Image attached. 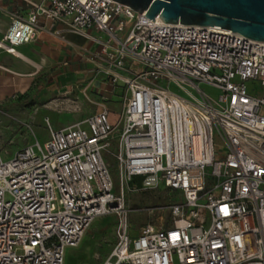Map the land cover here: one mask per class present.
Wrapping results in <instances>:
<instances>
[{
	"label": "built area",
	"instance_id": "1",
	"mask_svg": "<svg viewBox=\"0 0 264 264\" xmlns=\"http://www.w3.org/2000/svg\"><path fill=\"white\" fill-rule=\"evenodd\" d=\"M21 1L0 49L17 55L60 24L97 45L89 59L119 90V110L63 128L45 119L43 143L18 121L32 142L0 154V264H64L66 248L109 214L116 239L100 264H264V42L152 21L115 0ZM160 184L170 218L132 234L124 193Z\"/></svg>",
	"mask_w": 264,
	"mask_h": 264
},
{
	"label": "crops",
	"instance_id": "2",
	"mask_svg": "<svg viewBox=\"0 0 264 264\" xmlns=\"http://www.w3.org/2000/svg\"><path fill=\"white\" fill-rule=\"evenodd\" d=\"M26 10L21 0L0 2V38L12 13ZM56 28H61L59 35L54 34ZM96 48L93 42L53 24L17 46V55L0 49L4 67L0 69V106L12 110L19 116L17 121L32 129L41 126L39 118L44 127L46 119L53 128H63L103 107L111 113L110 105H119V90L89 59Z\"/></svg>",
	"mask_w": 264,
	"mask_h": 264
},
{
	"label": "rangeland",
	"instance_id": "3",
	"mask_svg": "<svg viewBox=\"0 0 264 264\" xmlns=\"http://www.w3.org/2000/svg\"><path fill=\"white\" fill-rule=\"evenodd\" d=\"M247 86L251 88L253 82H247ZM202 88L211 97H217L218 90L205 86ZM110 110L112 111L110 118L113 120L118 114L119 105H110ZM17 119L19 116L12 110L0 106V154L3 160L11 159L18 149L26 143L32 142L30 132H26V129L20 130L21 127ZM40 119L39 124L41 126L33 127V130L38 141L43 143L48 137V132ZM105 160L112 173L113 191L119 193L121 185L118 165L107 154ZM167 193L168 191L162 184L159 185L158 189H137L135 192L124 193L123 207L127 211V222L132 234L145 223H160V216L163 220L170 218L168 211L161 208L171 198ZM116 222L117 216L115 214L96 218L85 231L80 243L76 247L66 248L64 264H100L102 257L116 239Z\"/></svg>",
	"mask_w": 264,
	"mask_h": 264
},
{
	"label": "water",
	"instance_id": "4",
	"mask_svg": "<svg viewBox=\"0 0 264 264\" xmlns=\"http://www.w3.org/2000/svg\"><path fill=\"white\" fill-rule=\"evenodd\" d=\"M147 18L182 25L219 26L264 42V0H115Z\"/></svg>",
	"mask_w": 264,
	"mask_h": 264
}]
</instances>
